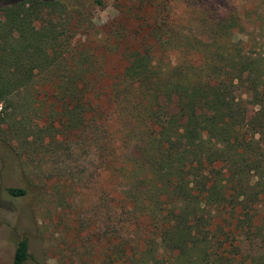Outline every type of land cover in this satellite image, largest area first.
Returning <instances> with one entry per match:
<instances>
[{"label": "trees", "instance_id": "1", "mask_svg": "<svg viewBox=\"0 0 264 264\" xmlns=\"http://www.w3.org/2000/svg\"><path fill=\"white\" fill-rule=\"evenodd\" d=\"M106 1L0 0L3 133L62 204L96 150L80 223L104 264H264V0L119 1L100 34Z\"/></svg>", "mask_w": 264, "mask_h": 264}, {"label": "rangeland", "instance_id": "2", "mask_svg": "<svg viewBox=\"0 0 264 264\" xmlns=\"http://www.w3.org/2000/svg\"><path fill=\"white\" fill-rule=\"evenodd\" d=\"M119 1L125 0H107L104 7L91 4L95 31L103 34L114 21L123 19L117 7ZM134 23L129 21L128 25L134 27ZM106 63L110 71L114 65L121 68L120 63L122 66L124 63L120 50L111 54ZM42 88L50 92L52 85L46 83ZM95 153L93 150L91 157L84 159L85 166L94 171L91 181L68 188L66 203L62 204L52 190V179L47 177L52 162L49 165L43 158L32 163L18 156L15 143L3 133V103H0V264H12L16 242L24 236L29 239L31 253L26 264H104L101 241H89L80 223L81 211L97 202L104 183ZM90 158L93 160L88 163ZM23 161H28V166ZM11 186L26 188L27 194L13 196L8 192Z\"/></svg>", "mask_w": 264, "mask_h": 264}]
</instances>
